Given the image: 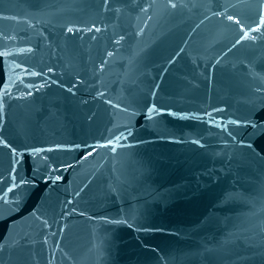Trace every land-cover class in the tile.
<instances>
[{
	"label": "water",
	"instance_id": "1",
	"mask_svg": "<svg viewBox=\"0 0 264 264\" xmlns=\"http://www.w3.org/2000/svg\"><path fill=\"white\" fill-rule=\"evenodd\" d=\"M0 264H264V0H0Z\"/></svg>",
	"mask_w": 264,
	"mask_h": 264
},
{
	"label": "snow or ice",
	"instance_id": "2",
	"mask_svg": "<svg viewBox=\"0 0 264 264\" xmlns=\"http://www.w3.org/2000/svg\"><path fill=\"white\" fill-rule=\"evenodd\" d=\"M173 6H175V5H173ZM229 19H232V17H229ZM68 31H69V32H71V31H72V29H71V28H69V29H68Z\"/></svg>",
	"mask_w": 264,
	"mask_h": 264
}]
</instances>
